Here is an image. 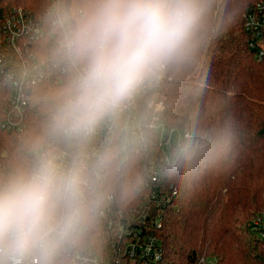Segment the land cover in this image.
Segmentation results:
<instances>
[{
	"label": "clouds",
	"instance_id": "clouds-1",
	"mask_svg": "<svg viewBox=\"0 0 264 264\" xmlns=\"http://www.w3.org/2000/svg\"><path fill=\"white\" fill-rule=\"evenodd\" d=\"M208 0H59L49 15L52 61L66 72L45 100L42 133L26 162L0 170V264H60L109 198L130 139L98 129L122 113L172 65L191 59L206 38ZM199 144L178 146L190 163Z\"/></svg>",
	"mask_w": 264,
	"mask_h": 264
},
{
	"label": "trees",
	"instance_id": "trees-1",
	"mask_svg": "<svg viewBox=\"0 0 264 264\" xmlns=\"http://www.w3.org/2000/svg\"><path fill=\"white\" fill-rule=\"evenodd\" d=\"M264 0H208L206 38L189 60L162 72L144 98L164 100L159 113L168 133L189 131L199 144L190 163H164L167 150L131 153L121 173L110 180L116 208H128L141 198L148 179L145 158L159 162L164 191L178 196L162 208V221L153 233L163 248L160 264H195L201 254L218 264H264V239L251 229L253 218L264 213V60L250 48L244 15ZM20 6L46 17V0H0V13ZM66 82L32 88L26 126H3L9 107L8 82L0 80V170L26 162L32 141L41 135L45 100ZM169 135V134H168ZM157 153H156V152ZM102 207V205H101ZM106 221L94 218L87 237L99 238ZM103 233V232H102ZM60 264H67L62 255Z\"/></svg>",
	"mask_w": 264,
	"mask_h": 264
},
{
	"label": "built area",
	"instance_id": "built-area-1",
	"mask_svg": "<svg viewBox=\"0 0 264 264\" xmlns=\"http://www.w3.org/2000/svg\"><path fill=\"white\" fill-rule=\"evenodd\" d=\"M46 2V17L37 18L32 11L20 6L12 7L6 15L0 13V80L8 82L10 89L3 126L11 130L26 126L32 88L49 83L60 84L66 77L63 67L50 57L53 38L49 15L59 0ZM243 19L245 30L250 35V48L256 52L259 61L264 60V1L253 5ZM161 76L145 86L122 113L117 126L105 124L98 129L95 145L108 137H118L134 141L131 153L146 152L156 144L168 151L167 147L172 144L171 132L168 133L159 116L164 100L146 102L148 112L143 107L144 98ZM189 139L196 141L191 132L182 131L181 142ZM123 157L120 162H124L129 155ZM164 163H174L168 152L164 155ZM143 167L148 179L138 188L141 198L126 209L116 208L115 198L109 193V198L98 210V215L106 221L107 230L100 229L101 238L98 240L87 237L91 230L89 227L81 240L63 254L67 257V264H160L163 248L150 231L160 227L162 214L159 210L170 205L178 196V191L174 190L171 194L164 191L156 159L145 158ZM250 228L264 239V214L255 217ZM195 264H217V261L214 256L204 253Z\"/></svg>",
	"mask_w": 264,
	"mask_h": 264
},
{
	"label": "rangeland",
	"instance_id": "rangeland-1",
	"mask_svg": "<svg viewBox=\"0 0 264 264\" xmlns=\"http://www.w3.org/2000/svg\"><path fill=\"white\" fill-rule=\"evenodd\" d=\"M181 134H182V131H180V130H173L171 132V134H170L171 135V139H172V144H169V146L167 147V149H168V155L170 156V158L172 157L173 160H176V154H177L178 146L182 144V142L180 140ZM122 158H124V157H122ZM262 214H264V213H262ZM262 214H259L258 216H260ZM214 258L216 259L217 264H218V258H216V257H214Z\"/></svg>",
	"mask_w": 264,
	"mask_h": 264
},
{
	"label": "water",
	"instance_id": "water-1",
	"mask_svg": "<svg viewBox=\"0 0 264 264\" xmlns=\"http://www.w3.org/2000/svg\"><path fill=\"white\" fill-rule=\"evenodd\" d=\"M69 2H70V0H69Z\"/></svg>",
	"mask_w": 264,
	"mask_h": 264
}]
</instances>
